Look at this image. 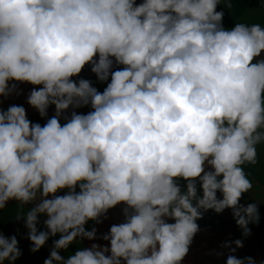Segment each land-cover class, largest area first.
Returning a JSON list of instances; mask_svg holds the SVG:
<instances>
[{"label":"clouds","instance_id":"9594fccd","mask_svg":"<svg viewBox=\"0 0 264 264\" xmlns=\"http://www.w3.org/2000/svg\"><path fill=\"white\" fill-rule=\"evenodd\" d=\"M221 4L233 0H0V105L32 85L46 119L0 107V214L19 206L32 253L59 236L44 264H183L209 210L252 235L258 203L241 200L264 145V26L226 28ZM118 206L107 233L86 229ZM18 235L0 229V264L23 255ZM85 240L108 243L61 255ZM243 247L222 242L225 264H264Z\"/></svg>","mask_w":264,"mask_h":264},{"label":"rangeland","instance_id":"374dc122","mask_svg":"<svg viewBox=\"0 0 264 264\" xmlns=\"http://www.w3.org/2000/svg\"><path fill=\"white\" fill-rule=\"evenodd\" d=\"M141 0H137V3ZM32 85L22 84L20 88L23 89V93L16 97L12 96L3 100V107L5 110L9 105H23L27 112L36 111L31 108L27 102V94L30 92ZM3 99V98H0ZM90 109L88 107L78 109V112L87 113ZM55 109H52L54 113ZM43 122L41 125H43ZM262 160L264 161V153L262 154ZM253 189L247 194L243 195L241 203H258L260 212V222L258 225H249L252 231V235L244 238L242 237L241 230L236 225L230 209H226L221 214H216L214 211L209 210L204 214L203 219L197 221L200 226V232L194 237L193 243L190 246L188 255L184 258L183 264H225L228 254L227 249H221L220 245L226 240L243 239L244 247L237 249L235 255L238 258L251 256L258 262L264 261V188L258 183L253 182ZM63 195V192L59 193ZM109 219L105 220L100 225H93L97 227L99 236L100 234L107 233L110 225L113 223L122 222L123 217L120 212V206L114 208L108 213ZM172 222V221H170ZM19 229V235L17 239L19 241V247L22 250L23 255L15 262V264H44V260L49 256L52 245H46L36 253L30 251L31 242L23 238L27 231L24 224H18L14 228L2 230L6 236H11L17 233ZM91 243L107 244V241L95 240V241H83V247L89 246ZM235 245H233L234 247ZM61 250V255H62ZM224 252V256L218 257L216 252Z\"/></svg>","mask_w":264,"mask_h":264},{"label":"trees","instance_id":"16d2710c","mask_svg":"<svg viewBox=\"0 0 264 264\" xmlns=\"http://www.w3.org/2000/svg\"><path fill=\"white\" fill-rule=\"evenodd\" d=\"M224 11L223 24L226 28H232L235 26V23H260L264 26V0H233V7L231 9L224 8L223 4L218 5L217 11ZM81 75L84 78L90 79L93 81V84L99 91H103L106 84L97 82L95 74L91 73L89 67H85ZM54 106L49 108V117L54 113L52 109ZM28 118L36 123L42 124L46 122V119L41 118L37 111L27 112ZM63 123V121H61ZM264 153V145L258 146V163L256 165H246L245 171L249 174V179L253 182H258L264 188V161L262 160V154ZM218 196L220 194L218 193ZM27 208H24L23 211H27ZM20 211L19 206L15 202H11L9 207L0 214V229H11L17 226L18 224H23V221L17 223L14 218L17 212ZM93 227V223L89 221L86 225V229L90 230ZM40 228L43 229L41 223ZM27 231V229H26ZM59 236L55 238H50L46 245H52V239H58ZM83 247L82 243L74 244L70 246L67 252L62 251L63 256L74 254V252L79 248Z\"/></svg>","mask_w":264,"mask_h":264}]
</instances>
